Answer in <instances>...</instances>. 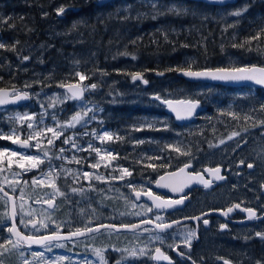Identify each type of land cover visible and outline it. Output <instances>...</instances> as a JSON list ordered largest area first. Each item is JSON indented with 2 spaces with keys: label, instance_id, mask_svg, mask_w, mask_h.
I'll list each match as a JSON object with an SVG mask.
<instances>
[{
  "label": "flooded vegetation",
  "instance_id": "obj_1",
  "mask_svg": "<svg viewBox=\"0 0 264 264\" xmlns=\"http://www.w3.org/2000/svg\"><path fill=\"white\" fill-rule=\"evenodd\" d=\"M206 69L215 68L210 67ZM179 79L189 83L193 89L192 91L195 90L198 93L199 90L203 91V93H199L196 99H199L201 101L200 106L206 109L195 114L192 122L189 124H177L175 118L167 113L166 110L153 109L147 111L146 113L150 114V117L151 114H155V116L162 114L167 126L166 130L161 129L157 131L147 128L142 130L141 134L152 135L153 133L155 138L157 137L160 140L159 146L154 147L153 154H149L152 156V159L145 158L143 154L142 156H138L137 154L138 142L140 140V130H137L138 126L109 128L107 121H104L103 123L108 128L105 127V129L102 128L100 130L96 129V127L90 128L96 134L101 133V136L104 131L109 129L116 128L119 131V134H117L119 138L113 137L112 139L114 145L111 147V156L106 151L108 150L107 139L101 140L100 143H95L93 148L88 149L85 145L81 146V143L86 144L89 139L92 140L94 138L93 140H97L96 135L85 132L87 133L86 135L82 133V136L76 137L75 141L79 148L86 150L74 151L73 156L76 159L72 166L74 169L81 170L87 167L86 169L90 170L88 165L99 161L102 171L101 175L108 180V176L110 175L105 173V171L107 172L108 159L110 158L114 165L126 166L127 168L133 167V173L131 176H128L127 180L133 182L132 186L137 191L145 194L147 191H151L153 196H159L164 201L174 202L182 200V203L163 210L155 209L153 204L144 199L137 201L133 197V193H135L133 187H128V192H132V197L136 203L145 205L147 209L148 207H153V211H147L145 215L125 221L115 219L93 222L87 227L94 228L107 223L120 226L122 224L132 225L149 219L153 220V225L125 232L104 229L83 239L62 242L54 241L51 242V245L82 241L106 232L136 237H148L159 234L165 238L164 243L156 241L153 244L146 264H169V261H171V264H193V261H195V264H224L225 260L229 264H255L257 260L264 259V240L256 236L257 232L264 233V124L258 123L259 121H264V111L258 109H238L237 107H232L233 103L230 102L236 100L234 95L237 92L250 89L258 94L264 92V90L254 88V86L232 87L205 82H198L197 84L180 77ZM14 89L15 91L25 92L22 87L16 86L12 88V90ZM209 91L219 94L212 95L211 97L208 94ZM220 93L222 94L221 101L218 98L220 97ZM14 95L15 92L11 94L12 97ZM30 103L8 109L17 110L26 108ZM229 113L232 114L230 115ZM246 117H251V119H246ZM91 129L89 130L91 131ZM0 131L5 135L11 133L8 127L0 126ZM19 132L20 140L23 141L31 131L24 128ZM233 132H238L240 135L229 140L228 137ZM42 138L44 137L42 136ZM47 139H43V142H46ZM221 140L224 143H221ZM29 143L35 145L33 140L29 141ZM53 144L56 145V141ZM0 148L14 149L17 152L27 154H33L36 149L35 147H31L29 150L18 149L9 139H0ZM94 148H100L101 158L97 157ZM177 148L180 150L177 151ZM144 151L148 152L146 148ZM146 152L145 154H147ZM53 154H55L54 151ZM156 157H159V159ZM48 160H52V152ZM241 160L244 161L243 164H240ZM189 161L192 166L185 169L179 180L169 182L165 187L157 186V181L161 176L179 171ZM248 163H252L253 167L248 168ZM148 164H152L155 167H148ZM216 167H220V174L225 176L224 180H217L212 174L205 171V169H214ZM187 174H192L193 178L191 182H187ZM196 174H199V176ZM38 175H41L40 170L31 171L26 176L32 179ZM81 176L83 175L76 174L74 177L80 179ZM199 177H203L204 181H210L209 186L206 187ZM124 183L125 180L122 179H117L116 181V184L119 186H123ZM0 186L15 197L18 208L16 222L20 232L24 235L36 237L50 236L54 235V233L63 234L74 232L78 228L81 230L85 228L83 225H76V227L60 231V227L57 228L54 225L52 229L48 228L37 231L32 227L31 223L27 222H35L37 228L40 229V216L24 220L27 223V227H25L24 224L20 223L22 216L19 212L17 194L10 191L1 182ZM174 188L177 190L174 191ZM0 200L4 218L3 224L0 225V242H3L11 236L6 228L7 226H11L12 221L9 219L8 199L0 193ZM51 201H54L56 204L54 199H51ZM236 204H239L240 208L234 207ZM33 205H42L48 208L45 201L43 203L33 201ZM229 207H232L233 211L228 213L227 216L223 215L222 213L226 212ZM241 208L255 210L259 218L249 219L248 212L241 211ZM6 213L7 215H5ZM156 214L162 216L166 222L179 221V223H174L172 228L167 229L165 233H160L155 226L156 223H159V221L155 220ZM195 217H200V219H194ZM204 219L209 221L207 225L203 224ZM221 225H226V227L221 229ZM189 230L196 232V237L191 241L190 249L183 242V236ZM12 239L14 238L12 237ZM170 244L177 245L175 250L169 247ZM23 246L28 247L27 245ZM157 247L169 257V260L152 258L156 255L155 248ZM30 248L37 249L43 247L32 245ZM0 253H2L1 248ZM178 253H188L191 258L188 259L178 255ZM1 257L2 254H0V261Z\"/></svg>",
  "mask_w": 264,
  "mask_h": 264
},
{
  "label": "trees",
  "instance_id": "obj_2",
  "mask_svg": "<svg viewBox=\"0 0 264 264\" xmlns=\"http://www.w3.org/2000/svg\"><path fill=\"white\" fill-rule=\"evenodd\" d=\"M158 2L188 11L153 19L149 7L135 0L104 6L96 0H0V17L5 18L0 21V42L6 45L0 48V88L23 87L24 79L32 77L33 72L43 75L41 85L45 90L60 84L113 83L117 95L108 105V126L118 127L142 116L153 102L152 95L168 98L185 87L186 82L177 76V66L194 71L223 67L230 54L242 65L264 66V34L250 45L232 46L255 36L264 24V0H238L236 5L223 7L187 0ZM123 3L133 6L131 13L141 10L149 14L139 19L131 14L124 19L126 15L117 14ZM246 3L251 4L246 13L228 17L233 6ZM60 7L65 9L61 17L57 14ZM119 29L124 32L118 33ZM65 39H72L71 45L63 43ZM24 56L29 59L23 60ZM77 72L86 78L81 81ZM136 73L148 81L139 88L148 89V94L138 96L139 90H134L132 75ZM168 77H173L176 84L168 87ZM110 131L119 132L116 128Z\"/></svg>",
  "mask_w": 264,
  "mask_h": 264
},
{
  "label": "rangeland",
  "instance_id": "obj_3",
  "mask_svg": "<svg viewBox=\"0 0 264 264\" xmlns=\"http://www.w3.org/2000/svg\"><path fill=\"white\" fill-rule=\"evenodd\" d=\"M135 2H142V0H135ZM126 5H129V3H123L119 5L117 14L122 13L126 16L135 14V16H137L138 12L144 13L141 10L132 13L130 11H125L124 7ZM232 8L233 9H231V11L239 9L241 7H238L237 5L233 6ZM149 10L148 11L151 12L150 8ZM231 11H228L227 13ZM61 16L62 15L60 14L59 17ZM228 17L230 18L232 16L228 15ZM230 22L231 21L228 20V23ZM124 30L127 32L129 29L124 28ZM124 30L119 29L118 33H123ZM71 40L72 39H65L63 43L65 42L66 45H71ZM255 57L259 58V56L257 55ZM224 65L225 66L223 67H237L238 65H242V62H240L230 54L226 57ZM243 66L250 67L247 63L239 67ZM252 66L260 65L253 64ZM25 72L26 71H23V73ZM32 74V77L24 79L22 84L23 87H21L25 92H28L30 94L33 101L30 103V105L26 106V108L22 109H8L14 107L1 108L0 126L8 127V130L10 132H12L13 129H16L17 134L20 135V130H23L24 128L28 129L27 124L29 122H32L34 124V129H28L32 132L34 130H38L41 127L44 128L45 126L57 129L58 125H65L77 113H80L82 119L80 123H77L74 128L64 127L63 135H61L59 138H53L52 133L45 131L40 137L33 139L35 144L38 140L42 142L41 148L39 150L35 149L33 155H42V150H48L50 157V154L52 152V160H48L49 157H43L44 162L40 164L37 168H33L30 171H26L25 169H27L29 166L25 164V169H21L17 166V163L20 162L19 157H12V168L8 169L6 165L9 157L6 155L2 158L4 162V170L0 171V182L10 191L17 194L19 200V212L22 216V219L27 220L32 218H38L40 216L41 227L39 231L46 230L48 228L52 229L54 225L57 226V228L60 227V231H63L70 229L74 226L76 227V225L88 226L93 222H101L105 220L115 219L119 221H125L127 219H134L139 216L145 215L147 213V207L145 205H139L138 203H136L132 197V192H128V187L130 184L132 185L133 182L128 181V175H124L122 172L123 168H127L126 166L114 165L112 164L109 158L107 172L105 171V173H108L110 175L108 176V180H106L105 177L101 175L102 171L99 161H96L97 163H92L97 164V167H90L91 164L88 165L90 170H87V167L81 170L74 169V167L72 166L75 163V160L72 159L73 153L75 150H77V148L72 147V143L76 144L75 138L81 137V134L85 132L92 133L91 135H93L94 131L90 127H96V129L100 130L102 128L105 129V127L108 126V105L110 103V100L117 95L115 91L117 85H113V83H106L105 86H96V88H91V85H87L85 83L80 82L79 84L86 89L85 99L81 101L69 99L60 102L64 96L69 95L63 90V87L65 85L62 86L60 84L55 89L45 90V88H43L44 85H41L43 75L35 72H33ZM35 75L36 78L34 77ZM35 81L40 82V84L36 86ZM133 82L136 83V85L133 86L134 90H139V88H143L144 84L141 81L136 80ZM173 82L176 83V81H172V83ZM26 84L30 85V87H26ZM145 89L146 88H144L143 90H139L138 96L143 93L148 94V89ZM192 90L193 89L191 88V85L189 83H185V87L176 89L174 93H172L174 95L168 98H196L199 93H203V91L201 92V90H199V93L195 90ZM37 93H39V95H37ZM208 94L212 97V95L215 96V94L218 95L219 93L214 94L212 91H209ZM263 94L264 92H260L257 94L254 90L247 89L245 91L237 92L234 95L236 100L230 102L233 103L232 107H237L238 109L259 110L258 106L264 103ZM221 97L222 94L220 93V97H218L220 101ZM41 104H43V107H41ZM93 106H96L93 111H90L87 113V115H84V109L92 108ZM147 109L148 110H145L142 116H137L133 120L127 121L128 124H122L120 126L140 127L144 124L145 121H161L162 123L157 124L156 127L160 129H165V118L162 114H157V116H155V114H151L150 117V114L146 113L147 111L153 109L165 110V107L162 106L160 103L158 104L157 102L153 101L148 104ZM25 112L34 115L35 119L33 121L25 120L23 122L11 119L12 117H15L17 113L23 114ZM42 113L44 114L43 125H39L38 121L41 119ZM104 121H107V126L103 123ZM144 128L151 129L146 126L141 128L139 141L144 142H138V150H136L138 156H142L143 154L145 158H149L152 157L149 154H153L154 147L159 146L160 140L157 137L155 138L153 133L152 135L141 134ZM89 129H91V131ZM107 131L109 132L110 129ZM109 133H111L114 138H119V135H117L119 134L118 132L115 133L110 131ZM99 135L101 136V133L96 134V136ZM42 136L44 138H42ZM46 138H53L54 141H56V145H48L47 141L43 142V139ZM66 138H70L71 142L69 144L63 143ZM93 139H89L86 144L81 143L80 145H85V147L88 148L89 143L94 146L95 143L101 142L100 139ZM106 142L108 144V150H111V147H113L114 145L112 139L107 140ZM143 147L144 149H142ZM60 148H64L65 151L61 153L59 151ZM145 148L148 152L144 151ZM53 151L55 152V154H53ZM145 152L147 154H145ZM133 155L136 156L135 154ZM57 157L63 158L57 159ZM97 157L101 158V152L100 155H97ZM50 168L52 169L51 175H47ZM127 169L131 173H133V167H129ZM36 170H40V173L45 174L47 177L46 182L42 185L33 184L32 179L27 178L26 176L31 171ZM84 172H88L90 173V175L86 178L81 176L80 179H76L74 177L76 174L83 175ZM14 173H20L19 177L14 176ZM121 175H123L122 180H125L123 186H119L116 184L118 177H120ZM97 177H103V179H97ZM25 181H27V183H25ZM13 189L15 190L13 191ZM73 189H76V191H73ZM50 197L56 201L53 210H50L42 205H33V201H39L40 203H43L44 201L49 200ZM21 205H23L22 211ZM27 213H31V215H28ZM0 221H4L2 204L0 205ZM42 224L46 225V227H43ZM150 237L151 236L136 237L133 235H115L114 233L106 232L102 235H98L94 238H89L82 241L58 243L63 244L64 247H56V244L51 245L50 251L46 250L45 247L33 249L30 247L21 246L18 249H13L12 245L6 244L5 246L8 251H5L1 248V261L3 262V264H23L25 259L31 261V264H86V262H91V264H99V260L96 257L94 250L103 249L105 250L103 254L105 259L107 260V264H116L117 259L121 256L126 257L124 264H146L148 261L149 252L153 244L155 243L150 241ZM145 244L148 245V247L145 248V251L148 254L141 256L139 255V250L140 248L145 247ZM113 248H118L121 250L126 249L127 251L117 252L113 251ZM133 250H135L137 253V256L135 257L129 255V253ZM32 251L42 252L43 257L33 258L30 255ZM21 253H23V255H21Z\"/></svg>",
  "mask_w": 264,
  "mask_h": 264
},
{
  "label": "snow or ice",
  "instance_id": "obj_4",
  "mask_svg": "<svg viewBox=\"0 0 264 264\" xmlns=\"http://www.w3.org/2000/svg\"><path fill=\"white\" fill-rule=\"evenodd\" d=\"M99 3H104V0H98ZM208 2L211 3H218V4H225L228 2V0H208ZM142 3L144 6L149 7L151 9L150 15L153 19H156L159 16L171 13L173 15L176 16H180V15H184L187 13L188 9L183 8V7H177L175 4L171 5V6H164V5H159L158 0H142ZM132 5H126L124 7L125 11H130L132 9ZM251 7L250 3H246L244 4L241 8L233 10L231 12L228 13V15L231 16H235V17H240L242 16L244 13H246L249 8ZM65 11L64 7H60L57 10V14H63ZM149 13H137L136 18L139 19L141 16L143 15H148ZM129 17H124V19H128ZM207 18V17H205ZM4 17H0V21H4ZM232 25H228V27H231ZM73 28H75V25H73ZM158 31H162L164 32V29H158ZM264 34V24L261 25L259 31L257 32V34L253 37H250L248 40H246L244 43L241 44H233V47H244V44H251L252 40H258L260 38V35ZM165 38H167V34L165 32ZM18 43V41H17ZM187 46V45H185ZM6 45L3 42H0V48H5ZM14 46H13V49ZM249 51H251V47H249L248 49ZM23 60L27 61L29 59L28 56H24L22 57ZM178 71H181L182 74L186 77H191V78H206V79H211V80H215V81H225V82H239V81H254L256 84H261L264 85V67H260L257 68L255 66H243V67H217L215 69H204V70H200V71H192V70H184L183 68H181L180 66H177ZM162 74V73H159ZM76 75H78L80 77V80L83 81L86 77L84 75H81L79 72L76 73ZM132 80L136 81V80H142L143 83L147 84L148 81L144 80L143 77L139 74H133L132 75ZM26 87H30V85L26 84ZM91 88H96V84H92L90 86ZM69 90L71 92L70 95L64 96L63 99L60 102H63L64 100H69V99H80L82 97V93L83 91H85L86 89H78L73 91L72 90V86H69ZM15 95L12 98V102H16V101H20V100H27L29 99L30 94L28 92H19V91H15ZM37 95H39V93H37ZM155 100L159 101L161 104H164L167 106V108L175 113V118L177 120H186V119H190L196 112V109L200 106L201 101L199 99L196 98H184V99H169L167 97H162L160 95H155L153 97ZM9 103V98H8V94L0 89V105L3 104H7ZM41 107H43V104H41ZM96 106H93L92 108H85L84 109V115H87L88 112L93 111V109ZM259 110L260 111H264V103L260 104L259 106ZM255 110V109H254ZM230 115L232 113H229ZM43 113L41 114V119L38 121L39 125H43ZM94 118V115H93ZM11 119L13 120H18L20 122H23L25 120L27 121H33L35 119L34 115H31L29 113H23V114H19L17 113V115L15 117H12ZM82 117L80 115V113H77L76 115H74L72 117V119L70 121H68L65 125H58L57 129H54L53 127H49V126H45L44 128H39L38 130H34L32 132H29L27 137L21 141L20 140V136L17 134V130L13 129V131L7 135H5L2 131H0V139H9L12 141L13 144H19L21 147L23 148H28V147H35L36 149H40L41 148V141H37V143L35 145H30L29 141L40 137L45 131L52 133L53 134V138H59L61 135H63V129L64 127H72L74 128L76 126L77 123H80ZM246 119H251V117H246ZM162 123L161 121H153V122H148L145 121L143 125H141L140 127L137 128V130H141L142 127L146 126L148 128L154 129V130H161L160 128L156 127L157 124ZM258 123L260 124H264V121H259ZM27 128L28 129H34V124L32 122H29L27 124ZM167 129V126L165 125V130ZM87 133H85L86 135ZM93 135H96V133L94 132ZM240 135V133L238 132H233L228 139L231 140L233 137ZM53 138H48L47 139V144L48 145H53L54 143V139ZM97 139L100 140H111L113 139V136L111 133H109L108 131H104L102 136H97ZM71 142L70 138H66L63 143L64 144H69ZM140 143H143L144 141H139ZM221 143H224L223 140H221ZM72 147L73 148H77V150H86L83 148H79L78 145H76L75 143H72ZM171 147V146H169ZM88 148H93V145L91 143L88 144ZM94 150L96 151L97 155H100L101 150L99 148H94ZM177 151H179L180 149L177 148ZM61 153H63L65 151L64 148H60L59 150ZM108 152L109 155H111V150H106ZM8 156L9 159L7 161V165L6 167L8 169L12 168V164H13V160L11 159L12 157H19V161L17 163V166L21 169H25V164H27L29 167L27 169H25L26 171H30L33 168H37L40 164H42L44 162L43 157H49V151L48 150H42V155H33V154H27V153H21V152H17L15 150H9L7 148H3L0 149V171L4 170V162H3V157ZM63 157H57V159H60ZM103 158V157H102ZM157 159H159V157H156ZM73 160H75V156L72 157ZM149 159H152V157H149ZM244 161L241 160L240 164H243ZM97 164H91L90 167H97ZM148 167H155L152 164H148ZM191 162H186L184 164V167L179 169L180 173H184L185 169L190 168ZM248 168H252L253 164L252 163H248L247 164ZM51 171L52 169H49V172L47 175H51ZM205 171L209 172L210 174H212L214 176L215 179L217 180H224L225 176L221 175V169L220 167H216L214 169H205ZM122 172L124 175H128L131 176L132 173L127 169V168H123ZM20 173H14V176L19 177ZM90 175V173L88 172H84L83 176L84 177H88ZM171 175L175 176L177 175V173H172ZM197 176H199V174H196ZM192 174H187V182H191L192 180ZM201 182H203L205 184V186H209L210 181H204L203 177H199ZM46 175L41 173V175H38L37 177L32 178V183L33 184H44L46 182ZM97 179H103V177H97ZM118 179H123V175H121L120 177H118ZM165 179L164 176L160 177V180L157 181V186L158 187H165L167 185L165 184H161L160 181H163ZM25 183H27V181H25ZM129 187H133L131 184L129 185ZM15 189H13L14 191ZM174 191H176L177 189H173ZM182 190V189H180ZM3 188H0V192H3ZM73 191H76V189H73ZM133 191L135 192V196L136 199L139 200L140 196L142 194L141 191H137L135 189V187H133ZM146 194L152 199L153 201V205L155 207V209H167V208H171L174 207L175 204H180L182 203V200H176L174 202H168V201H164L161 199V197L159 196H153L151 191H147ZM4 196L8 197L9 200H12V197L8 196L7 192H4ZM51 197L49 198L48 201H45L46 203L49 204V207H52V203H51ZM234 207L236 208H240L239 204L234 205ZM23 210V205H21V211ZM148 212H152L153 211V207H148L147 209ZM233 211L232 207L227 208L226 212H223L222 214L227 216L228 213H231ZM241 211H247L248 212V218L249 219H253V218H259L257 217V213L255 210L251 209V208H247V209H243L241 208ZM28 215H31V213H27ZM7 215V213L5 214ZM17 213L15 210V205H13V211L11 214V217H9V219H11L12 223L11 226H7L6 230L8 233L11 234L10 237L6 238L3 242H0V248L4 249L5 251H8V249L6 248V244L7 245H12L13 249H18L20 248L22 245H27L28 247H31L32 245H39L41 247H45L46 250H51V241L53 238L59 240V239H71L72 237H82L85 236L87 233H92L95 231H99V228H114L116 231H119L120 229L116 228L115 225H99L97 228H91V227H87L85 226V228L83 230L81 229H76V231L71 232L70 235L68 237H60L59 233H54V236L50 237V236H41V237H36L33 235H24L22 234L19 229L18 226L15 222V217H16ZM187 219V218H185ZM194 219L199 220L200 217H195ZM155 220L159 221V223H156V228L159 230L160 233H165L167 229H170L173 227L174 223H179V221H173L171 223L164 221V218L162 216H160L159 214H156L155 216ZM21 224H24L25 227H27V223H31L32 227L34 229H36L37 231H39V228H37V225L35 222L33 221H28L27 223L21 219L20 221ZM143 223L145 224H152L153 220H145L143 221ZM209 223V221L207 219L203 220V224L207 225ZM3 222L0 221V225H2ZM43 227H46V225H43ZM121 228H125V229H129V230H133V229H137L139 228V225H125L122 224L120 226ZM226 225H221V229L225 228ZM257 237H260L262 240H264V233L262 232H257L256 233ZM12 237H15V239H12ZM196 237V232L194 230H189L188 232H186L183 236V242L184 244L190 249L191 248V241ZM150 241L152 242H156L159 241L160 243H164V237L157 234L154 236H151ZM174 239V238H173ZM56 247H64L63 244H56ZM148 245L145 244V247L140 248L139 250V255L143 256V255H147L148 253H146L145 248H147ZM169 247H172L173 250H175V248L177 247V245L175 244H170ZM95 255L99 260V264H107V260L104 257L103 252L105 250L103 249H95ZM113 251H117V252H123V251H127L125 250H121L118 248H113ZM155 253L156 255L154 257H152L153 259H164V260H169V257L167 255H165L164 253L161 252V249L159 247L155 248ZM2 254V253H0ZM21 255H23V253H21ZM30 255L33 258L36 257H43V253L42 252H36V251H32L30 253ZM130 256L135 257L137 256V253L135 250L131 251L129 253ZM178 255L184 256L188 259H190L191 257L188 255V253H178ZM126 257L121 256L120 258L117 259L116 264H124ZM0 264H3L2 261H0ZM23 264H31V261L25 259ZM86 264H91V262H86ZM169 264H171V261H169ZM193 264H195V261H193ZM224 264H229V262L227 260L224 261ZM255 264H264V259L262 260H257L255 262Z\"/></svg>",
  "mask_w": 264,
  "mask_h": 264
},
{
  "label": "water",
  "instance_id": "obj_5",
  "mask_svg": "<svg viewBox=\"0 0 264 264\" xmlns=\"http://www.w3.org/2000/svg\"><path fill=\"white\" fill-rule=\"evenodd\" d=\"M113 1H117V0H104V3H99L98 0H96V2L98 3V5L100 6H104L108 3H111ZM187 1H191V2H203V3H207V4H210V5H216V6H220V7H223V6H228V5H233V4H236L237 3V0H228L227 3L225 4H218V3H211V2H208V0H187ZM257 68H260V67H263V66H255ZM142 76V75H141ZM178 76L180 78H183L189 82H193V83H198V82H205V83H211V84H217V85H222V86H232V87H246V86H254L256 88H259V89H264V85H261V84H256L254 81H239V82H225V81H215V80H211V79H206V78H191V77H186L182 74L181 71L178 72ZM143 77V76H142ZM144 80H146L144 77H143ZM137 81H141L142 80H137ZM143 83V82H142ZM144 85H146L145 83H143ZM69 86H72V90L75 91V90H78V89H85L82 85H80L79 83H71V84H67L63 87V90L68 93L69 95L71 94L70 90H69ZM2 90H4L7 94H8V98H9V103L7 104H3V105H0V109L1 108H6V107H17V106H21V105H25V104H29L31 101H32V97L29 96V99L27 100H20V101H16V102H12V96L11 94L14 92V90L12 89H8V88H0ZM155 95L151 96V99L153 101H157L155 100L153 97ZM86 97V91H83L82 93V97L80 99H75L76 101H81L83 99H85ZM159 102V101H157ZM160 103V102H159ZM161 104V103H160ZM162 106L165 107V110L167 113L171 114L174 118H175V113L171 112L166 105L164 104H161ZM206 108L204 107H201L199 106L197 109H196V112L195 114H197L198 112H200L201 110H205ZM195 114L190 118V119H186V120H176L177 124H189L192 122L193 120V117L195 116ZM22 141V140H21ZM31 145V143H29ZM15 147H17L18 149H27L29 150L31 147H28V148H23L21 147L19 144H14ZM174 173H177V175L173 176L171 175L172 173H169V174H166L164 175L165 179L163 181H160L161 184H167L169 182H173V181H177L179 180L181 177H182V174L183 173H180L179 171L177 172H174ZM160 180V179H159ZM158 180V181H159ZM0 188H3L2 186H0ZM3 192H0L2 195H4V192H7L4 188H3ZM8 193V196L12 197V200H9L8 197H6L8 199V202H9V216L11 217V214H12V211H13V205H15V210H16V213H17V204H16V200H15V197L10 194L9 192ZM133 197L136 199V196H135V193H133ZM146 200L148 201L150 204H153V201L152 199L145 193H142L141 196H140V199L137 200V201H140V200ZM52 203V207H49V204L46 203V206L49 208V209H54L55 207V202L54 201H51ZM154 206V205H153ZM159 210H163V209H159ZM11 220V219H10ZM17 220V215L15 217V222ZM17 224V222H16ZM103 225H115V224H111V223H107V224H103ZM133 225V224H132ZM135 225H139V228H142L144 226H147V225H153L152 224H145L143 222L141 223H136ZM18 226V225H17ZM98 227V226H97ZM97 227H94L97 228ZM116 228L120 229L119 231L117 232H125V231H134L136 229H133V230H129V229H125V228H121L120 225H115ZM137 228V229H139ZM19 229V228H18ZM104 229H114V228H99V231H95V232H92V233H87L85 236H82V237H72L71 239H55L53 238L51 242H54V241H59V242H62V241H74V240H79V239H83V238H86L88 236H91V235H94L98 232H100L101 230H104ZM115 230V229H114ZM20 231V230H19ZM116 231V230H115ZM71 232H66V233H63V234H59L60 237H68L70 235ZM54 235H50V237H52ZM15 239V237H13ZM35 245V244H34ZM39 246V245H37Z\"/></svg>",
  "mask_w": 264,
  "mask_h": 264
},
{
  "label": "bare ground",
  "instance_id": "obj_6",
  "mask_svg": "<svg viewBox=\"0 0 264 264\" xmlns=\"http://www.w3.org/2000/svg\"><path fill=\"white\" fill-rule=\"evenodd\" d=\"M100 7V6H99ZM196 71V70H195ZM179 78V77H178ZM166 81H167V85H168V87H170V86H173V83H172V81H174L173 80V77L171 78V77H168L167 79H166ZM169 84H170V86H169ZM176 84V83H175ZM198 84V83H197ZM203 84V83H202ZM200 86H202V85H200ZM199 87V86H198ZM205 87V86H204ZM173 88V87H172ZM159 104V103H158ZM164 111V110H163Z\"/></svg>",
  "mask_w": 264,
  "mask_h": 264
}]
</instances>
